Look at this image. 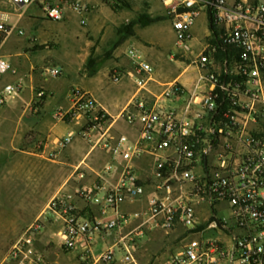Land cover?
Instances as JSON below:
<instances>
[{"label":"built area","instance_id":"1","mask_svg":"<svg viewBox=\"0 0 264 264\" xmlns=\"http://www.w3.org/2000/svg\"><path fill=\"white\" fill-rule=\"evenodd\" d=\"M28 5L39 0H6ZM172 14L176 44L189 51V30L202 10H207L212 42L192 62L197 67L190 88L178 81L160 94L145 83L153 68L137 61L138 93L123 117L138 121L139 136L121 135L113 148L123 166L115 185H95L76 192L98 206V220L80 218L68 195L57 194L48 203L45 217L60 222V245L66 252L79 246L78 264L110 262L115 250L123 264H137L139 240L152 229L167 236L182 228V246L169 255V264H264V0H160ZM49 19L64 18L65 6L81 16L86 7L74 0H41ZM11 27L0 18V44ZM22 34V30L17 31ZM10 65L0 56V74ZM46 77L61 74L59 67L43 70ZM120 74L111 78L118 80ZM19 84H6L0 102L19 92ZM68 112L61 119L80 118L86 131L104 133L110 116L92 95L73 92ZM45 91L37 89L38 106ZM163 99L167 103H163ZM71 136L59 141L64 145ZM109 148L108 141L102 143ZM149 155L152 173L144 179L134 170V160ZM49 158L54 153H47ZM111 163L103 170L110 172ZM149 189L146 207L136 213L140 221L125 230L131 216L121 204L141 198ZM220 212H226L220 216ZM38 225L29 226L9 249L5 264H47L35 243ZM113 232L114 241L93 257L96 233Z\"/></svg>","mask_w":264,"mask_h":264},{"label":"crops","instance_id":"2","mask_svg":"<svg viewBox=\"0 0 264 264\" xmlns=\"http://www.w3.org/2000/svg\"><path fill=\"white\" fill-rule=\"evenodd\" d=\"M40 1L24 5L0 0V18L11 27L0 44V56L10 65L0 74V92L9 83L20 86L17 94L0 102V155H5L6 161L10 159L9 154L18 155V168L28 175L35 170L43 182L50 179L53 186L42 213L47 211L55 195L66 194L80 218L98 220L101 218L98 206L76 191L99 184L115 185L124 163L120 155L113 152L117 139L124 135L133 141L139 136V122L129 123L123 117L124 109L139 92L138 77L134 74L136 62L142 60L152 66L153 72L145 87L153 94H160L165 85L173 81L190 88L197 73L192 60L212 42L209 14L202 10L197 16L189 30L190 50L183 52L176 44L172 14L160 0L127 1L117 5L104 0H74L87 8L84 16L65 6L64 18L58 21L45 16ZM142 14L152 21L142 24L139 21ZM127 25L130 32L125 29ZM18 30L23 33L19 34ZM174 47L179 50L172 51ZM170 62L184 63V67L165 76L164 64ZM54 66L61 69L58 78L44 76L43 70ZM114 73L121 75L118 80L111 78ZM37 89L45 91V98L35 106ZM74 91L92 95L107 111L110 119L104 133L96 129L86 131L80 118L57 117V111L72 109ZM163 103L167 100L163 99ZM68 135L70 140L61 146L59 141ZM106 140L109 148L102 145ZM50 152L55 154L53 158L46 156ZM109 163L111 171L104 172L103 168ZM133 166L141 179L152 173L149 155L134 160ZM149 191L147 189L141 198L121 204L120 209L131 216L124 231L140 221L135 214L146 207ZM59 230L55 234L60 242ZM181 232L180 227L169 236L157 228L148 231L138 242L137 264H145L144 250L153 245L158 247V253L146 258L150 264H169L173 250L165 249V243L175 239L184 241L180 238ZM109 234L112 235L110 247L114 233L95 235L103 239ZM78 251L77 245L68 252L72 264H78ZM99 254L93 251L95 259ZM120 255L118 264H123L121 252ZM99 262L94 260L90 264Z\"/></svg>","mask_w":264,"mask_h":264},{"label":"rangeland","instance_id":"3","mask_svg":"<svg viewBox=\"0 0 264 264\" xmlns=\"http://www.w3.org/2000/svg\"><path fill=\"white\" fill-rule=\"evenodd\" d=\"M113 2L115 5L127 1L141 2L143 0H104ZM194 46V41H192ZM179 50L174 47L172 51ZM188 54V53H186ZM184 63L164 64V75L170 76L176 69H182ZM58 78V77H55ZM6 161L5 155H0V264H5L11 246L18 240L29 226L38 225L36 233V247L43 252L47 264H72L69 260V254L60 245L56 236V231L60 228L58 221L52 217H45L42 209L49 198V191L53 184L50 179L45 182L39 179L34 170L30 175L17 167L20 160L18 155H10ZM226 212H220L222 216ZM113 233V232H112ZM145 240V239H144ZM112 241V235L102 237L94 235L93 251L97 255L105 251ZM184 243L181 239L167 241L164 248L176 251ZM158 247H152L144 250L143 263L150 264L152 253L157 254ZM161 255V252L159 253ZM120 252L115 250L113 259L110 262L100 261L97 264H118Z\"/></svg>","mask_w":264,"mask_h":264},{"label":"trees","instance_id":"4","mask_svg":"<svg viewBox=\"0 0 264 264\" xmlns=\"http://www.w3.org/2000/svg\"><path fill=\"white\" fill-rule=\"evenodd\" d=\"M139 21L142 23V24H147V23H149L150 21H152V18H150L149 16H147V15H144V14H142L140 17H139ZM125 29L127 30V31H131V29H130V25H127V26H125Z\"/></svg>","mask_w":264,"mask_h":264}]
</instances>
